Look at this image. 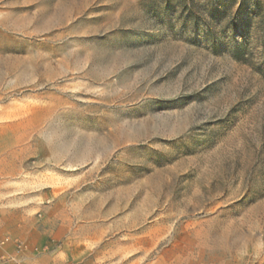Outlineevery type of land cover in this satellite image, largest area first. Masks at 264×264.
I'll use <instances>...</instances> for the list:
<instances>
[{
	"label": "rangeland",
	"instance_id": "rangeland-1",
	"mask_svg": "<svg viewBox=\"0 0 264 264\" xmlns=\"http://www.w3.org/2000/svg\"><path fill=\"white\" fill-rule=\"evenodd\" d=\"M243 1L0 0V201L40 195L45 252L264 264V0Z\"/></svg>",
	"mask_w": 264,
	"mask_h": 264
},
{
	"label": "crops",
	"instance_id": "crops-1",
	"mask_svg": "<svg viewBox=\"0 0 264 264\" xmlns=\"http://www.w3.org/2000/svg\"><path fill=\"white\" fill-rule=\"evenodd\" d=\"M39 197L37 192L16 195L12 189L0 201V264H62L57 251H44L47 234L31 217Z\"/></svg>",
	"mask_w": 264,
	"mask_h": 264
},
{
	"label": "trees",
	"instance_id": "trees-1",
	"mask_svg": "<svg viewBox=\"0 0 264 264\" xmlns=\"http://www.w3.org/2000/svg\"><path fill=\"white\" fill-rule=\"evenodd\" d=\"M243 5H244V1L241 0L240 7L238 10L239 12L242 9ZM189 16L192 17L191 14ZM260 22L262 25V35H263V40H264V12L262 13V17H261ZM208 34L212 35V37H213V32L211 30L208 31ZM231 53L238 60H244V58H245L244 56L246 55V53L244 52V46L237 44V43H235L234 46L231 48Z\"/></svg>",
	"mask_w": 264,
	"mask_h": 264
},
{
	"label": "built area",
	"instance_id": "built-area-1",
	"mask_svg": "<svg viewBox=\"0 0 264 264\" xmlns=\"http://www.w3.org/2000/svg\"><path fill=\"white\" fill-rule=\"evenodd\" d=\"M19 248H20V246H19Z\"/></svg>",
	"mask_w": 264,
	"mask_h": 264
}]
</instances>
